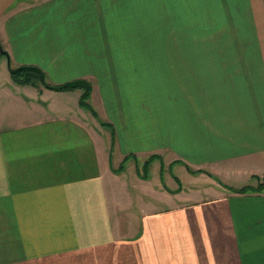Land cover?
<instances>
[{"label":"crops","instance_id":"crops-1","mask_svg":"<svg viewBox=\"0 0 264 264\" xmlns=\"http://www.w3.org/2000/svg\"><path fill=\"white\" fill-rule=\"evenodd\" d=\"M0 49V264H264V186L155 174L264 183V0H0Z\"/></svg>","mask_w":264,"mask_h":264},{"label":"trees","instance_id":"trees-1","mask_svg":"<svg viewBox=\"0 0 264 264\" xmlns=\"http://www.w3.org/2000/svg\"><path fill=\"white\" fill-rule=\"evenodd\" d=\"M5 55L9 56V53L7 51L0 52V56H5ZM10 72H11L13 81L20 85H30L31 84V85L38 86V87L44 86L46 88L53 89L56 91H72L75 89H81L82 90V95L80 99L81 105L90 109L94 115H97L96 111L94 110V108L91 106L89 102L91 92H92V83L87 79L80 78V79H75V80H71V81H67L63 83H52L47 80L45 71L40 66L35 65V64H24L18 67L11 66ZM155 158L156 156H151L142 166L144 167L148 166ZM162 163L164 164V162ZM123 167H125L124 164L121 166V168ZM138 168L139 170L137 171L139 175H141L143 178L148 179L149 178L148 173L142 174L140 172V166H138ZM188 169L192 173H206L217 179V177L214 174L204 169H199V170H193L191 168H188ZM218 181L221 183L220 180ZM221 185L224 186V184L222 183ZM262 186H264V183L259 184L256 187L247 185L242 188H234V187H226V186L225 188H229L236 192H248V191H259L262 189ZM179 190L180 188L177 189V191Z\"/></svg>","mask_w":264,"mask_h":264},{"label":"rangeland","instance_id":"rangeland-1","mask_svg":"<svg viewBox=\"0 0 264 264\" xmlns=\"http://www.w3.org/2000/svg\"><path fill=\"white\" fill-rule=\"evenodd\" d=\"M1 51H2V49H0ZM4 51V50H3ZM4 57V56H3ZM2 60H5V59H2ZM5 62V61H4ZM7 65H8V63H7ZM7 65H5V63H4V67L6 68V66ZM2 70H4V72H5V69H2ZM47 80L49 81V79L47 78ZM20 85V84H19ZM31 85V84H30ZM34 86V85H33ZM44 87V86H43ZM45 88V87H44ZM104 128H106L105 126H103ZM153 162V161H152ZM152 162L148 165V166H146V167H144V166H141L140 167V172L142 173V174H146V173H148V175L150 174V173H153V168H154V165H151L152 164ZM161 169H160V172H158V173H155L156 175H162L163 176V178L165 179V177H164V172H169L168 174H172V181L174 182V183H176V184H178V188H187V189H190V188H199L200 189V191H203V192H205L206 190V188L207 187H209V186H211L212 184L211 183H213V182H216V183H219L220 185H221V183L222 184H224V186L223 187H231V186H234V185H241V184H245V183H247V182H245V180H242L243 179V177H245V178H247V173H239V172H237V171H235V172H232V171H229V170H227V171H222V172H217L216 174H214L216 177H217V179L215 178V177H212V176H202V177H199V176H197V175H194V174H192V173H189V172H185V171H183L180 167H178V166H169V168L167 167V168H165V165L163 164V163H161ZM125 167H126V165H125ZM125 167H123V168H117V171H118V173H123V172H125ZM160 168V167H159ZM159 168L157 169L158 171H159ZM137 170H139V168H138V165H137ZM156 170V171H157ZM138 172V171H137ZM154 172H155V169H154ZM139 174V173H138ZM154 174V173H153ZM121 175H123V174H121ZM141 176V175H140ZM166 176V175H165ZM169 176L170 175H168V179H169ZM142 177V176H141ZM149 177H150V175H149ZM167 177V176H166ZM242 179H241V178ZM249 178H251V177H249ZM212 179V180H211ZM162 180V179H161ZM170 180V179H169ZM218 180H220L221 181V183L218 181ZM242 180V181H241ZM165 181H166V179H165ZM254 181V180H253ZM164 182V181H163ZM170 182L171 181H166V183L170 186ZM249 183H251V184H254V182L252 183L251 181H249ZM152 184H154V185H156L154 182H152ZM167 185V186H168ZM222 186V185H221ZM135 194H136V191H135ZM140 195L141 196H143V194H142V192H140ZM147 198V197H146Z\"/></svg>","mask_w":264,"mask_h":264},{"label":"water","instance_id":"water-1","mask_svg":"<svg viewBox=\"0 0 264 264\" xmlns=\"http://www.w3.org/2000/svg\"><path fill=\"white\" fill-rule=\"evenodd\" d=\"M3 51V50H2Z\"/></svg>","mask_w":264,"mask_h":264}]
</instances>
